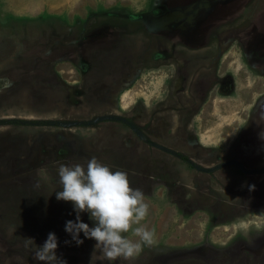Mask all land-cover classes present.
<instances>
[{
    "label": "rangeland",
    "instance_id": "obj_1",
    "mask_svg": "<svg viewBox=\"0 0 264 264\" xmlns=\"http://www.w3.org/2000/svg\"><path fill=\"white\" fill-rule=\"evenodd\" d=\"M92 157L149 205L131 260L65 231L59 165ZM242 158L263 172L264 0H0V264H40L21 237L49 233L67 264H264V175L223 165Z\"/></svg>",
    "mask_w": 264,
    "mask_h": 264
},
{
    "label": "clouds",
    "instance_id": "obj_2",
    "mask_svg": "<svg viewBox=\"0 0 264 264\" xmlns=\"http://www.w3.org/2000/svg\"><path fill=\"white\" fill-rule=\"evenodd\" d=\"M58 178L62 190L56 192L57 200L71 202L76 213L75 221L66 222L65 231L78 246L84 243L80 238L83 233L85 238L96 242L95 250L99 248L102 256L111 262L118 258L131 260L143 251L144 246L155 243L154 230L141 224L148 216L149 205L143 191L130 186L126 172L112 171L92 157L86 165L61 163ZM250 187L254 190V185ZM82 213L89 215L94 226L83 222ZM129 232L138 239L124 235ZM21 238L26 248L35 246L33 258L40 264H67L57 255L55 233H49L39 246L31 237Z\"/></svg>",
    "mask_w": 264,
    "mask_h": 264
},
{
    "label": "flooded vegetation",
    "instance_id": "obj_3",
    "mask_svg": "<svg viewBox=\"0 0 264 264\" xmlns=\"http://www.w3.org/2000/svg\"><path fill=\"white\" fill-rule=\"evenodd\" d=\"M202 7V3H200L199 5H196V6H194V9L192 10V12L193 11H195V10H199L200 8ZM199 8V9H198ZM187 15H190V13L189 14H187ZM206 17H207V13H206V15H205ZM198 91L199 92H203V91H201L200 89H198ZM201 144V143H200ZM171 152H173L174 154L173 155H178L179 156V158H181V163L183 164L184 163V165L185 166H189V167H193V168H195V169H198V170H200V171H204V172H209V173H211V172H214V171H217L216 169H218L220 166L219 165H216V167L215 166H213V167H209V169L208 168H200L199 167V162H197V161H194L190 156H185L184 154H179V152L177 151V150H175V151H171ZM242 156V155H241ZM243 157H246L245 156V154L243 155ZM244 158H242V159H238V161L237 160H231V161H228V162H226V164H223V165H227V166H231V165H233V166H235V167H238V169H239V171H240V173L242 174V175H247V176H249V175H253V173H256V175H258V176H260V175H264V169L262 170L263 172H258V171H255V172H251V171H254V169L252 168V166H250L249 164H247V161L249 160V159H247V158H245L246 159V162H245V160H243ZM240 160V161H239ZM225 163V162H224ZM250 164H252V163H250ZM256 169V168H255ZM215 173V172H214ZM170 189V192H173V193H176V192H178V190L177 189H179V185H178V183L176 184H174V185H171V187L169 188ZM185 210V209H184ZM193 224H194V222H193ZM264 239H259V241H255V242H253L254 243V246H261L262 244H261V242L263 241ZM246 245V242H243L242 244H241V246H240V251H247L246 250V248H244V246ZM251 250H253L254 251V249H252L251 248Z\"/></svg>",
    "mask_w": 264,
    "mask_h": 264
},
{
    "label": "trees",
    "instance_id": "obj_4",
    "mask_svg": "<svg viewBox=\"0 0 264 264\" xmlns=\"http://www.w3.org/2000/svg\"><path fill=\"white\" fill-rule=\"evenodd\" d=\"M3 123L7 124V123H9V122H8V121H2L1 125H2ZM14 123H16V122H14ZM17 123H18V122H17Z\"/></svg>",
    "mask_w": 264,
    "mask_h": 264
}]
</instances>
